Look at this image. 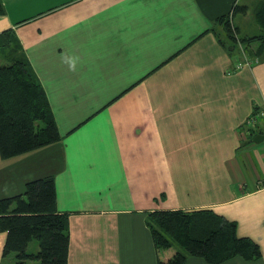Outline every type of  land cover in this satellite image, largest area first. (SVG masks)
Here are the masks:
<instances>
[{
  "label": "crops",
  "instance_id": "crops-1",
  "mask_svg": "<svg viewBox=\"0 0 264 264\" xmlns=\"http://www.w3.org/2000/svg\"><path fill=\"white\" fill-rule=\"evenodd\" d=\"M1 1L0 36L14 32L61 138L0 154V198L52 176L69 219L68 264H159L184 249H157L150 214L200 209L260 245L259 258L220 264H264V139L254 141L264 118L255 133L246 125L264 108V47L229 42L219 21L247 3ZM242 49L258 61L233 70ZM10 63L4 50L0 66Z\"/></svg>",
  "mask_w": 264,
  "mask_h": 264
},
{
  "label": "trees",
  "instance_id": "trees-1",
  "mask_svg": "<svg viewBox=\"0 0 264 264\" xmlns=\"http://www.w3.org/2000/svg\"><path fill=\"white\" fill-rule=\"evenodd\" d=\"M5 8L0 0V14ZM248 7L235 5L237 12L247 13ZM261 33L244 38L243 44L260 41L264 47V3L258 10ZM228 37L235 40L229 15L219 18ZM7 30L0 36L10 37ZM20 49V46H19ZM258 53V52H257ZM11 63L0 66V154L3 158L32 151L60 140V132L51 113L47 96L25 55L11 51ZM157 249L177 250L159 264H186L189 255L202 257L211 264H220L236 256L251 260L262 256L260 245L248 236H241L237 223L212 209L160 210L147 221ZM0 231L7 233L3 248L5 259L13 256L14 264H68L70 232L68 214L57 207V189L52 176L29 180L23 193L0 198ZM36 239L39 249L30 253L28 246Z\"/></svg>",
  "mask_w": 264,
  "mask_h": 264
},
{
  "label": "rangeland",
  "instance_id": "rangeland-1",
  "mask_svg": "<svg viewBox=\"0 0 264 264\" xmlns=\"http://www.w3.org/2000/svg\"><path fill=\"white\" fill-rule=\"evenodd\" d=\"M244 1L248 5L249 12L248 14L237 12L234 15V17H230L231 23L233 25L232 32L236 39L232 40L231 38L228 37V33L224 31V35L229 42L232 41L236 43H243L244 38H247V39L253 38L254 36H257L259 33H261V26L258 22L257 14H258L259 8L264 3V0H242L241 4ZM2 38H3V42L6 44L3 45L5 49L0 50L1 59L3 57L4 50H6L8 54H10L11 51L13 52L15 51V53H19V44H18L17 39L13 35H10V37H2ZM255 41L257 42L256 44L260 45V41L258 40H255ZM248 44H251V42H249ZM259 45L254 47V50L256 53L259 51H262ZM38 249H39L38 241L36 239L32 240L28 246V251L30 253H36ZM14 255L15 253H12V255L5 260L4 264H14L15 263L14 261H16V259L12 261V259L14 258L13 257ZM33 262H36V260L27 261L28 264H33Z\"/></svg>",
  "mask_w": 264,
  "mask_h": 264
},
{
  "label": "built area",
  "instance_id": "built-area-1",
  "mask_svg": "<svg viewBox=\"0 0 264 264\" xmlns=\"http://www.w3.org/2000/svg\"><path fill=\"white\" fill-rule=\"evenodd\" d=\"M243 50V59H237L236 63H235V67L233 68V70L235 69H240L245 65H252L253 63L258 61L257 57H252L250 56L245 49ZM264 118V108H259L257 110H255L246 120V125L248 126V128L250 130H252L254 133L257 132L258 128H259V123L260 120Z\"/></svg>",
  "mask_w": 264,
  "mask_h": 264
},
{
  "label": "water",
  "instance_id": "water-1",
  "mask_svg": "<svg viewBox=\"0 0 264 264\" xmlns=\"http://www.w3.org/2000/svg\"><path fill=\"white\" fill-rule=\"evenodd\" d=\"M264 139V134L259 133L254 137L255 142H261Z\"/></svg>",
  "mask_w": 264,
  "mask_h": 264
}]
</instances>
